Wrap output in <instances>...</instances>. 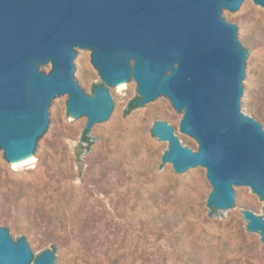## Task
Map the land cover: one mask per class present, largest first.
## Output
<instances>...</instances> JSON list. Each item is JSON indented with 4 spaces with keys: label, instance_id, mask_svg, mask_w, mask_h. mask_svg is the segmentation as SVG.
Returning <instances> with one entry per match:
<instances>
[{
    "label": "water",
    "instance_id": "95a60500",
    "mask_svg": "<svg viewBox=\"0 0 264 264\" xmlns=\"http://www.w3.org/2000/svg\"><path fill=\"white\" fill-rule=\"evenodd\" d=\"M252 0H0V154L15 168L42 156L57 133L55 114L67 99L83 135L119 119V93L137 85L131 104L150 112L161 102L183 111L180 129L156 121L169 145L166 166L183 179L207 171V203L231 220L251 188L264 200V124L247 103L260 52L247 28L229 20ZM264 8V0H253ZM103 84L90 94L80 66L88 53ZM261 234L264 216L243 212ZM0 264H64L52 248L0 225Z\"/></svg>",
    "mask_w": 264,
    "mask_h": 264
},
{
    "label": "rangeland",
    "instance_id": "374dc122",
    "mask_svg": "<svg viewBox=\"0 0 264 264\" xmlns=\"http://www.w3.org/2000/svg\"><path fill=\"white\" fill-rule=\"evenodd\" d=\"M260 52L253 62L247 103L264 124V8L253 0L231 13ZM90 94L103 84L91 62L80 66ZM137 85L119 93V119L100 126L94 149L82 140L87 119L74 123L67 99L55 114L57 133L42 156L15 168L0 154V225L52 248L64 264H264L261 234L248 230L244 210L264 216V200L251 188L232 220L215 215L207 200V171L184 179L166 166L169 145L153 135L156 121L177 127L192 149L198 142L180 129L183 111L161 102L149 113L131 109Z\"/></svg>",
    "mask_w": 264,
    "mask_h": 264
},
{
    "label": "trees",
    "instance_id": "16d2710c",
    "mask_svg": "<svg viewBox=\"0 0 264 264\" xmlns=\"http://www.w3.org/2000/svg\"><path fill=\"white\" fill-rule=\"evenodd\" d=\"M131 109L133 108H136L137 106L136 105H130ZM82 140L85 141V142H89L90 143V139L88 137V134L87 135H83L82 136Z\"/></svg>",
    "mask_w": 264,
    "mask_h": 264
}]
</instances>
